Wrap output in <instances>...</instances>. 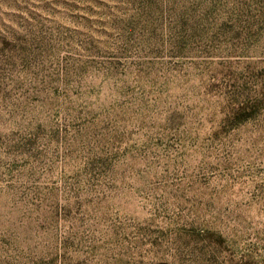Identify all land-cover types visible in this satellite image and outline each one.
<instances>
[{"label": "rangeland", "instance_id": "374dc122", "mask_svg": "<svg viewBox=\"0 0 264 264\" xmlns=\"http://www.w3.org/2000/svg\"><path fill=\"white\" fill-rule=\"evenodd\" d=\"M0 264H264V0H0Z\"/></svg>", "mask_w": 264, "mask_h": 264}, {"label": "trees", "instance_id": "16d2710c", "mask_svg": "<svg viewBox=\"0 0 264 264\" xmlns=\"http://www.w3.org/2000/svg\"><path fill=\"white\" fill-rule=\"evenodd\" d=\"M243 114H245V110L244 109H240L239 112L236 113V116L238 118H240Z\"/></svg>", "mask_w": 264, "mask_h": 264}]
</instances>
